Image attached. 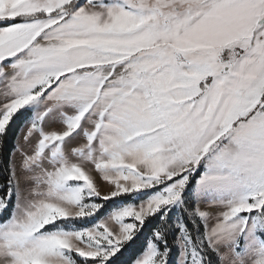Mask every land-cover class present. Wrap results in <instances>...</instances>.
Segmentation results:
<instances>
[{
  "label": "snow or ice",
  "instance_id": "6c2138e0",
  "mask_svg": "<svg viewBox=\"0 0 264 264\" xmlns=\"http://www.w3.org/2000/svg\"><path fill=\"white\" fill-rule=\"evenodd\" d=\"M0 264H264V0H0Z\"/></svg>",
  "mask_w": 264,
  "mask_h": 264
}]
</instances>
